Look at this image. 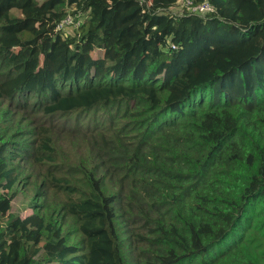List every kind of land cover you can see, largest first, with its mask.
<instances>
[{
    "label": "trees",
    "instance_id": "16d2710c",
    "mask_svg": "<svg viewBox=\"0 0 264 264\" xmlns=\"http://www.w3.org/2000/svg\"><path fill=\"white\" fill-rule=\"evenodd\" d=\"M20 1L0 0V264H264V0Z\"/></svg>",
    "mask_w": 264,
    "mask_h": 264
},
{
    "label": "built area",
    "instance_id": "2783aa9c",
    "mask_svg": "<svg viewBox=\"0 0 264 264\" xmlns=\"http://www.w3.org/2000/svg\"><path fill=\"white\" fill-rule=\"evenodd\" d=\"M139 5L143 8V11L149 10V6L151 5V0H137ZM180 1V2H179ZM178 5V12L173 13L177 15L185 14L198 16L202 18H208L209 15L215 12V7L208 0H203L201 2H193L192 0H178L176 2ZM175 6V5H174ZM170 10V9H169ZM80 14H70L68 13L63 19H61L56 24V30H65L67 29L74 30L80 26L81 20L78 19ZM172 49H175V44H170Z\"/></svg>",
    "mask_w": 264,
    "mask_h": 264
},
{
    "label": "rangeland",
    "instance_id": "374dc122",
    "mask_svg": "<svg viewBox=\"0 0 264 264\" xmlns=\"http://www.w3.org/2000/svg\"><path fill=\"white\" fill-rule=\"evenodd\" d=\"M30 0H21L18 4V7L12 10V13L16 16H26L28 12L26 11V6L29 4ZM180 2V1H179ZM171 13L178 12V5H175L169 10ZM68 31H72L67 29ZM87 49V46L85 47ZM91 57H97L101 55V51L94 49L89 51ZM42 59V57H40ZM42 119H39L41 121ZM19 193L13 199L12 206L10 209L11 216H20L25 217L33 212L31 205V200L35 193V190L32 186H24L22 183L18 185Z\"/></svg>",
    "mask_w": 264,
    "mask_h": 264
}]
</instances>
